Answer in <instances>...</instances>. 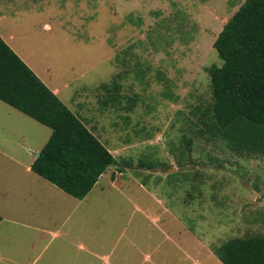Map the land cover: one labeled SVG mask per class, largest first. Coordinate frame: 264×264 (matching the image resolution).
I'll return each mask as SVG.
<instances>
[{"label": "rangeland", "instance_id": "1", "mask_svg": "<svg viewBox=\"0 0 264 264\" xmlns=\"http://www.w3.org/2000/svg\"><path fill=\"white\" fill-rule=\"evenodd\" d=\"M242 2L0 0L1 38L38 79L56 85L72 113L91 119L88 130L121 168L109 166L77 200L0 155V261H64L63 233L98 254L101 241L122 231L115 256L129 242L156 264H218L211 249L264 236V155L236 154L197 133L211 103L206 69L221 64L212 42ZM14 127L23 133L12 136ZM49 133L0 102L9 145L39 150ZM25 152L10 154L24 162ZM41 225L60 235L31 228Z\"/></svg>", "mask_w": 264, "mask_h": 264}, {"label": "trees", "instance_id": "2", "mask_svg": "<svg viewBox=\"0 0 264 264\" xmlns=\"http://www.w3.org/2000/svg\"><path fill=\"white\" fill-rule=\"evenodd\" d=\"M212 48L221 64L206 69L211 103L200 115L197 133L205 132L207 139L236 154L264 155V0H243ZM112 88L108 97H117L118 85ZM0 101L50 129L30 170L64 194L83 199L109 166L120 173V166L84 123L1 39ZM211 252L221 264H264V236L233 238Z\"/></svg>", "mask_w": 264, "mask_h": 264}, {"label": "crops", "instance_id": "3", "mask_svg": "<svg viewBox=\"0 0 264 264\" xmlns=\"http://www.w3.org/2000/svg\"><path fill=\"white\" fill-rule=\"evenodd\" d=\"M0 39L8 46V48L18 57V55L15 53L13 47H12V43L10 42V38L8 39H2L1 35H0ZM10 42V43H9ZM20 59V58H19ZM21 61H23L22 59H20ZM24 65L27 67L26 63L23 61ZM28 68V67H27ZM29 69V68H28ZM30 70V69H29ZM31 71V70H30ZM32 72V71H31ZM33 73V72H32ZM35 75V73H33ZM37 77V75H35ZM38 79V78H37ZM54 96L55 98L68 110L70 111L66 105H64L62 103V101L58 98V94H59V89L56 88L55 84H46L44 83V81L38 79ZM112 84L108 85V84H104L105 88H110ZM1 103L5 104L6 106H8L9 108L17 111L18 113H21L20 111L14 109L13 107L9 106L8 104L0 101ZM71 112V111H70ZM72 113V112H71ZM22 115H24L25 117L35 121L34 119L30 118L29 116L21 113ZM74 116H76L78 118V116L74 113H72ZM80 119L85 127L87 128V123L89 121H91V119L89 117H85L84 119L82 118H78ZM36 122V121H35ZM22 121L15 123L14 125L17 127L18 125H21ZM38 123V122H36ZM39 125H41L40 123H38ZM43 126V125H41ZM14 127L12 132V136L17 132L19 133H23L20 131V129ZM46 127V126H44ZM48 128V127H46ZM49 129V128H48ZM88 129V128H87ZM50 131V129H49ZM91 134L96 137V134L92 131H90ZM21 135V134H19ZM50 135V133H49ZM49 136H47L46 141L48 139ZM4 138L6 139L5 144H0V155L3 156L4 158H7L8 160H10L14 166L21 168V170H23L24 173H28L31 172L30 170V165L33 162L34 158L37 156L38 152L40 151V149L43 147H41L39 150H36L35 148H30L28 145H26L25 143H18L16 145H13L12 143L8 142V136L7 134L5 135H0V139ZM98 140V139H97ZM45 141V142H46ZM99 141V140H98ZM100 142V141H99ZM1 143V142H0ZM45 144V143H44ZM43 144V145H44ZM102 144V143H101ZM104 146V145H103ZM105 147V146H104ZM20 149V150H24L27 151L25 152L27 155V160L22 162L21 160H18L19 158L14 157L11 153V151H13L14 149ZM106 149V147H105ZM109 153L110 151L108 149H106ZM111 155V154H110ZM104 173V172H103ZM34 174V173H33ZM35 176H37L36 174H34ZM102 175V174H101ZM101 175L97 178V180L101 177ZM39 177V176H37ZM40 178V177H39ZM110 178V177H109ZM42 179V178H41ZM115 179V176L113 177L112 181ZM44 180V179H43ZM45 181V180H44ZM47 182V181H46ZM111 182V180H110ZM49 183V182H47ZM97 183V181H96ZM95 183V184H96ZM50 184V183H49ZM94 184V185H95ZM52 185V184H51ZM93 185V186H94ZM53 186V185H52ZM92 186V187H93ZM92 189V188H91ZM90 189V190H91ZM88 194V193H87ZM66 195V194H65ZM68 196V195H67ZM70 197V196H69ZM72 198V197H71ZM74 199V198H73ZM72 211H68L67 210V214L70 215L71 213H74L75 208L73 207L71 209ZM134 210V208H133ZM138 211V208L135 209ZM141 215L146 214L147 212L144 210H140L139 211ZM80 213V212H79ZM67 215V216H68ZM67 218V217H66ZM129 219V218H128ZM127 219V222H128ZM41 223V222H40ZM63 221L59 224V227H62ZM34 230H37L39 232L42 233H46L47 235H51L53 238L59 236L60 234H58V232H54L51 233L50 230L47 229L46 226L41 225L40 227L37 226V228L35 227H31ZM64 235V239L62 241H59V246H58V250H57V254H61L62 257L65 258L64 261H59V263H55V264H156V262H151L150 261V257L149 254H142L141 252H138L134 246H132L131 243L127 242L125 244V248H120V255L115 256V249H116V244L119 238L122 237V231H117V233H115V237H111L108 240H104L101 241V251H98L99 253H94L91 249L90 246L85 245L79 236H77L75 238L74 235L69 236L67 233H63ZM51 244V242L47 239V241L45 242V244L42 246L41 250L44 251L45 248H47V246ZM88 244V243H87ZM128 246H131L132 248L129 249ZM135 251L138 252L139 256H134ZM209 252V251H208ZM210 253V252H209ZM39 254V253H38ZM210 255V254H209ZM2 256V255H1ZM5 255H3L2 258V263L1 264H17L16 262L13 261V259H7L4 257ZM55 257V255H51V258ZM38 259V255H35L33 258H31L29 260V264H34V262ZM209 259V257H208ZM0 261V262H1ZM161 262V264H167L165 260H158ZM218 261V260H217ZM218 264H221L220 262H217Z\"/></svg>", "mask_w": 264, "mask_h": 264}, {"label": "water", "instance_id": "4", "mask_svg": "<svg viewBox=\"0 0 264 264\" xmlns=\"http://www.w3.org/2000/svg\"><path fill=\"white\" fill-rule=\"evenodd\" d=\"M253 192V194H255V192L254 191H252Z\"/></svg>", "mask_w": 264, "mask_h": 264}]
</instances>
